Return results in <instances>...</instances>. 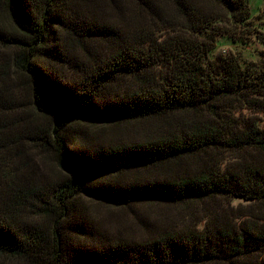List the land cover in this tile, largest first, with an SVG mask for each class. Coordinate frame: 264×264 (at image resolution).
<instances>
[{"label":"trees","instance_id":"1","mask_svg":"<svg viewBox=\"0 0 264 264\" xmlns=\"http://www.w3.org/2000/svg\"><path fill=\"white\" fill-rule=\"evenodd\" d=\"M252 15L250 0H0V264H264V125L235 116L264 112V68L212 58L220 38L264 43Z\"/></svg>","mask_w":264,"mask_h":264},{"label":"rangeland","instance_id":"2","mask_svg":"<svg viewBox=\"0 0 264 264\" xmlns=\"http://www.w3.org/2000/svg\"><path fill=\"white\" fill-rule=\"evenodd\" d=\"M252 8V30L264 31V0H250ZM234 54L237 55L241 62L244 65L254 63L258 68H264V43H261L256 35H246V39H237L233 41L228 37L220 38L218 42L217 49L213 53L212 58H216L219 55H228ZM21 101L22 109L27 114V116L32 120L36 125H45L49 120L48 117L37 114L35 109L31 105V98L27 91L21 92ZM28 98V99H27ZM235 116L240 120H247L248 118L254 117L257 120L262 122L261 125H264V112H258L255 110L245 109L243 107L236 110ZM138 132L134 133L139 135L141 130L139 126L137 127ZM40 169L46 173H51L52 175H57V167L52 163H44ZM233 205L235 208L244 210L247 203L243 200H234ZM107 226H112L113 229L124 226L123 228L128 230V226L131 223V218L127 212H112L107 213ZM131 234V233H129ZM7 264H11V261L6 260Z\"/></svg>","mask_w":264,"mask_h":264}]
</instances>
